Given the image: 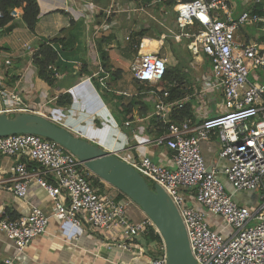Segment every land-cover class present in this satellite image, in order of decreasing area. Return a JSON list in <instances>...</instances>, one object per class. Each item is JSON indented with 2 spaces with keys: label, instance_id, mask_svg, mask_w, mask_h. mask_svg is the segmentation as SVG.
I'll use <instances>...</instances> for the list:
<instances>
[{
  "label": "built area",
  "instance_id": "1",
  "mask_svg": "<svg viewBox=\"0 0 264 264\" xmlns=\"http://www.w3.org/2000/svg\"><path fill=\"white\" fill-rule=\"evenodd\" d=\"M167 1H155L163 13L164 7L168 9ZM171 1L178 31L174 39L177 43L187 41L189 54L209 69L208 80L201 87L186 91L180 99L169 100L172 85L164 79L167 58L159 53L164 34L158 40L140 38L134 46L138 52L129 72L137 89L143 87L134 96L153 99V110L144 120L148 124L153 120L161 133L147 144L169 150L172 167H162L148 156H126L130 148L120 146V136L113 137L119 148L108 152L128 163L147 183L159 186L171 199L196 264H264V75L256 74L264 73V47L247 42L242 35L247 27L264 32V14L237 13L228 0ZM146 41L158 45L147 50ZM25 49L31 57L36 51L30 45H25ZM100 72L104 73L102 68ZM250 75L253 81L249 80ZM107 78H99V84L102 90L109 91ZM216 91L222 97L223 111L218 115L200 119L191 109L192 117L177 118V112L185 105L192 108ZM20 93L18 88L8 89L0 82V115L36 114L66 128L51 115L30 109ZM117 94L132 96L114 91ZM135 121H126L123 127L129 129ZM213 134L219 140L217 158L226 162L221 173L232 192L220 180L215 167L206 165L202 154L201 143ZM0 155L16 160L10 178L0 180L2 189L25 200L31 188L40 187L53 204L51 215L33 206L27 216L0 220V231L16 249L15 256L0 264H23L19 255L36 237L47 232L52 217L60 221L67 240H75L80 228L85 227L116 242L122 251L139 256L144 249L139 246L136 253L130 244L135 237L146 239L153 231L160 240L146 241L147 252H157L151 264H166V246L152 221L146 216L142 221L131 220L127 204L106 192L102 188L105 182L58 143L29 134L0 137ZM28 163L35 167L30 169ZM252 192L259 195L253 205L242 204L235 196ZM210 216L222 221L221 228H214ZM252 221L256 225L249 227Z\"/></svg>",
  "mask_w": 264,
  "mask_h": 264
},
{
  "label": "crops",
  "instance_id": "2",
  "mask_svg": "<svg viewBox=\"0 0 264 264\" xmlns=\"http://www.w3.org/2000/svg\"><path fill=\"white\" fill-rule=\"evenodd\" d=\"M228 2L237 13L264 14V0H259L257 4L255 0H228ZM37 3L39 16L33 33L25 28L21 21V13L17 9L10 11L14 21L4 29L11 25L14 28L8 33L0 29V82L8 89L18 88L30 109L51 115L75 135L103 146L106 151L119 148L118 144L114 143L113 137L116 139L120 136L122 138L120 146L124 144L125 147L130 148L126 156L133 159L148 156L162 167H172L169 150L147 144L159 133L154 123L148 124V120H144L153 110V102L152 105L147 106L148 114L145 117L139 115L140 106L134 107L128 116L122 112V106H127L138 97L134 96L136 85L131 79V74L130 81L127 82L124 79L126 69L129 71L136 55L129 60H124L117 52L119 47L115 45L116 40L107 42L110 27L102 24L103 21L101 22L100 19L104 16L102 8L97 7L96 0H37ZM90 3L92 6L89 5ZM160 7L157 5L153 9L162 12ZM164 10L168 15L173 13L172 22L177 30L176 13L173 8L164 7ZM161 35L163 33L144 36L155 39L160 38ZM242 35L247 42H256L264 47V32L256 27H247ZM53 39L62 40L63 43L52 45L58 57L56 62L58 72L55 74L53 85L50 86L38 77L25 45L36 49L39 43ZM7 60L10 61L8 65ZM168 66L173 67V65ZM100 68L104 73L100 72ZM116 71H120L118 79L112 78V73ZM194 72L191 74L194 82L187 83L190 85L188 87V89L191 88L190 90L201 87L210 74L207 67L200 71L196 68ZM105 76L108 77L106 82L109 91L102 90L99 84V78ZM89 78L93 80L88 82L86 79ZM96 78L97 85L94 82ZM178 84L180 85V82H176L175 86ZM185 85L183 84L181 88H186ZM114 91L127 92L132 95L129 97L131 99H125L123 97L126 96L117 94L116 97H121L120 104L111 102L110 96L114 95ZM104 93H107L108 97L104 98ZM62 95L71 97L69 106L63 107L56 104L57 99ZM115 96L113 97L116 98ZM217 100L221 101L220 106L217 105ZM110 104L115 105L116 115ZM191 109L194 111V116L200 119L216 116L223 111L222 97L217 92L208 93L201 103L192 106ZM137 119L138 122L135 121ZM141 119L142 121H139ZM129 120L135 122L129 129H125L123 123ZM201 149L206 165L209 168L215 167L220 180L227 190L232 192L231 186L221 173L226 162L217 158L219 149L217 136L213 134L207 141L202 142ZM15 163L14 158L0 155V180L10 178ZM29 164L31 163H28V167ZM105 187L110 194L127 204L126 210L131 220L142 221L145 218L138 206L131 203L125 196H121L113 187H107V185ZM244 195L245 193H238L235 196L242 204H255L256 200L252 198L246 200ZM247 195L251 197V194L247 193ZM33 206L42 209L47 215L53 213V204L40 187L31 188L27 198L23 200L0 186V220L4 218L15 220L27 216ZM209 220L215 226L214 228H221L220 219L210 216ZM130 245L136 253H139L138 247H142L138 240H134ZM148 254L146 251L139 256L122 251L117 247L116 242L103 238L99 233L89 231L85 227L80 228L75 240H67L63 237L60 221L52 217L49 220L47 232L36 237L18 258L23 264H151ZM15 255L16 249L13 242L0 231V263L3 259Z\"/></svg>",
  "mask_w": 264,
  "mask_h": 264
},
{
  "label": "water",
  "instance_id": "3",
  "mask_svg": "<svg viewBox=\"0 0 264 264\" xmlns=\"http://www.w3.org/2000/svg\"><path fill=\"white\" fill-rule=\"evenodd\" d=\"M14 26L4 29L8 33ZM29 134L52 140L71 152L100 180L138 206L159 230L166 246V264H196L178 211L167 194L152 187L128 163L100 145L36 114L0 115V137ZM135 240L139 239L135 237ZM146 253L145 239L139 241Z\"/></svg>",
  "mask_w": 264,
  "mask_h": 264
},
{
  "label": "rangeland",
  "instance_id": "4",
  "mask_svg": "<svg viewBox=\"0 0 264 264\" xmlns=\"http://www.w3.org/2000/svg\"><path fill=\"white\" fill-rule=\"evenodd\" d=\"M98 4V8H102V17L100 20L103 21L102 24L110 27V34L107 38L112 37L107 42H112V40H116L115 45L118 48L117 52L121 55V58L124 60H129V58L135 56L137 54V50L134 48V44H137L140 38L144 35H160L161 33L164 34V44L162 48L159 49V53L163 56L167 57V65H173V67H179V70L181 73H186L188 75L187 83L191 81L194 82V80L191 77V74H194V70L197 68L199 71L201 69H205L206 67L203 66V64H200L197 62V59H194L186 47L187 41L182 40L181 42L177 43L175 41L174 34L178 33L174 26V22H172L173 13L167 14L160 11H154L151 7H144V5L139 4L136 0H96ZM142 8V10H141ZM99 10V9H98ZM143 10H145L143 12ZM145 31V32H144ZM119 32V34H118ZM145 33L143 35H140L139 33ZM187 33H190L188 30ZM158 40L159 38H155V40ZM175 49V52L173 51ZM125 66V65H123ZM199 73V72H197ZM256 74L264 75L263 71H256ZM130 77L129 71L126 69L125 74V81L128 82ZM191 77V80H189ZM249 80L253 81L252 75L249 76ZM130 81V80H129ZM132 81V80H131ZM202 84V83H201ZM199 84V85H201ZM135 90L136 91H142L143 87H139L135 84ZM186 87H189V85H185ZM193 86V85H192ZM193 89V88H192ZM189 91V89H188ZM219 96L220 93L216 91ZM111 95L110 101L117 102L120 104L121 97L118 96L114 98ZM125 99H131L129 97H123ZM133 98V97H132ZM220 99V97H218ZM137 101L139 100L138 97H136ZM135 100V99H134ZM217 105H221V101H216ZM110 107L116 115V109L114 104H110ZM148 184L151 185V183L148 182ZM107 187H111L108 184L105 183ZM105 185H102V188L109 192V190L105 187ZM110 191L112 192L113 190ZM114 189V188H113ZM117 193V192H115ZM244 198L248 200L249 198H252V200H258L259 195L257 192H252L251 197H248L247 193H245ZM136 220V219H134ZM256 222L252 221L249 224V227L255 226ZM139 241H142L144 239L142 236H137ZM157 257V252L155 250H150V254H148V259L152 261L154 258Z\"/></svg>",
  "mask_w": 264,
  "mask_h": 264
},
{
  "label": "trees",
  "instance_id": "5",
  "mask_svg": "<svg viewBox=\"0 0 264 264\" xmlns=\"http://www.w3.org/2000/svg\"><path fill=\"white\" fill-rule=\"evenodd\" d=\"M136 1H138L139 4L141 5L151 8H155L157 6V4H155L156 0H136ZM172 4L173 2L169 0L165 5L167 8H170L173 6ZM12 9H17L21 13V21L23 25L28 30V32L33 33L39 16V7L37 0H0V11L2 13V18H0V29H4L6 26H8V24L14 21V18L10 16V11ZM139 34L143 35L145 33L142 32ZM111 38L112 37L107 38V41H109ZM54 43L61 44L63 43V41L59 39H53L48 42H41L38 44L35 53L31 57L32 65L36 69L37 71L36 73L38 77L50 86L53 85L55 80V74L58 72V69L56 67V62L58 60V57H57V53L52 48V45ZM137 44H134V46ZM173 51L175 52V49ZM119 74L120 71H116L115 73H112V78L118 79ZM164 79L165 82L170 83V85H172V87L169 88L170 91L169 100L180 99L181 97H183L186 91H188V87L181 88L183 84H187L188 75L186 73H181L179 67L167 66ZM94 82L96 83V85L98 84L97 78L94 79ZM176 82H180V85L178 84L177 86H175L174 83ZM106 97H108V95L107 93H104V98ZM138 98H139L138 101L137 99H135L127 106H122V110H123L122 112L124 115L126 116L130 115L134 107L140 106L139 115H141L142 117L147 116L148 114L147 106L152 105L153 99L151 98L148 99L145 97V95L143 96L139 95ZM70 103H71V97L69 95H62L56 101V104L58 106H63V107L69 106ZM177 113H178V117H177L178 119L192 117V112L189 104L185 105L184 108L179 110ZM151 122L154 123L153 120ZM158 132H159L158 134L161 133V131L159 130ZM30 167H35V166L34 164H29V168ZM149 186L152 187V185L150 184ZM153 240H160V239L157 235L153 233V231H151L150 234L146 237L145 242L146 241L150 242Z\"/></svg>",
  "mask_w": 264,
  "mask_h": 264
},
{
  "label": "bare ground",
  "instance_id": "6",
  "mask_svg": "<svg viewBox=\"0 0 264 264\" xmlns=\"http://www.w3.org/2000/svg\"><path fill=\"white\" fill-rule=\"evenodd\" d=\"M146 44H147V50L154 49L158 45V43L155 41H146Z\"/></svg>",
  "mask_w": 264,
  "mask_h": 264
}]
</instances>
